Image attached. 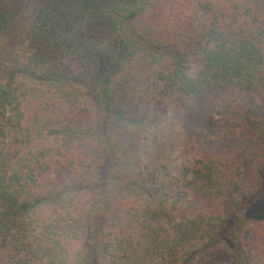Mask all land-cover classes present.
<instances>
[{
	"label": "trees",
	"instance_id": "trees-1",
	"mask_svg": "<svg viewBox=\"0 0 264 264\" xmlns=\"http://www.w3.org/2000/svg\"><path fill=\"white\" fill-rule=\"evenodd\" d=\"M3 36L0 264H198L219 246L264 264V118L241 104L264 106V0H0ZM216 87L237 101L229 162L168 180L135 162L131 113Z\"/></svg>",
	"mask_w": 264,
	"mask_h": 264
},
{
	"label": "rangeland",
	"instance_id": "rangeland-1",
	"mask_svg": "<svg viewBox=\"0 0 264 264\" xmlns=\"http://www.w3.org/2000/svg\"><path fill=\"white\" fill-rule=\"evenodd\" d=\"M11 44H18L12 36L0 37L1 49H9ZM236 103L228 91L216 87L200 99L193 109L177 105L161 118L152 117L150 105H143L140 111L131 113L141 115L143 119L141 125L133 128L134 138L140 140L135 162L156 171L159 177H166V180L175 174L182 163L198 155H212L229 162L237 145L226 134L227 120L221 112L233 111ZM241 104L243 116L264 118V106H256L245 100ZM156 137L160 140L159 144L152 142ZM229 262L228 250L219 246L207 250L198 264Z\"/></svg>",
	"mask_w": 264,
	"mask_h": 264
}]
</instances>
